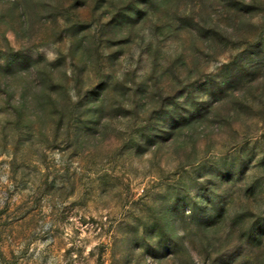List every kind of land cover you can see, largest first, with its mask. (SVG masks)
Masks as SVG:
<instances>
[{
    "label": "rangeland",
    "instance_id": "rangeland-1",
    "mask_svg": "<svg viewBox=\"0 0 264 264\" xmlns=\"http://www.w3.org/2000/svg\"><path fill=\"white\" fill-rule=\"evenodd\" d=\"M0 264H264V0H0Z\"/></svg>",
    "mask_w": 264,
    "mask_h": 264
}]
</instances>
